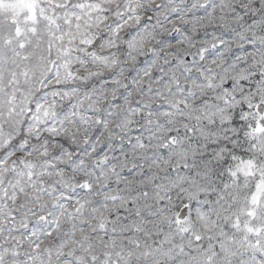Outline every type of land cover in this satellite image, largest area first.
<instances>
[{"label":"snow or ice","instance_id":"1","mask_svg":"<svg viewBox=\"0 0 264 264\" xmlns=\"http://www.w3.org/2000/svg\"><path fill=\"white\" fill-rule=\"evenodd\" d=\"M0 264H264V0H0Z\"/></svg>","mask_w":264,"mask_h":264}]
</instances>
